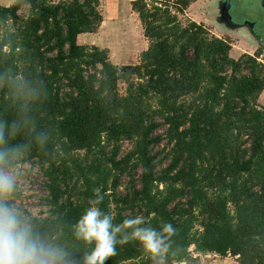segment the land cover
<instances>
[{
	"label": "trees",
	"instance_id": "1",
	"mask_svg": "<svg viewBox=\"0 0 264 264\" xmlns=\"http://www.w3.org/2000/svg\"><path fill=\"white\" fill-rule=\"evenodd\" d=\"M198 1H131L149 44L124 91L108 50L79 42L99 32L102 0L0 4V123H17L8 143L27 145L13 167L32 163L45 180L48 210L23 212L65 264L91 250L73 225L97 189L116 223L172 224L165 264H264L262 48L234 58L229 39L183 23ZM107 264L154 262L128 243Z\"/></svg>",
	"mask_w": 264,
	"mask_h": 264
},
{
	"label": "clouds",
	"instance_id": "2",
	"mask_svg": "<svg viewBox=\"0 0 264 264\" xmlns=\"http://www.w3.org/2000/svg\"><path fill=\"white\" fill-rule=\"evenodd\" d=\"M20 133V126L0 123V264H65L66 251L46 236H41L37 223L11 203L19 187V174L13 162L25 151V144H9V137ZM43 142L44 136L38 137ZM104 195L97 189L88 207L73 225L76 239L91 245L80 264H107L118 245L138 244L154 264H165L166 250L175 234L172 224L162 222L159 230L140 216L114 221L102 210Z\"/></svg>",
	"mask_w": 264,
	"mask_h": 264
},
{
	"label": "rangeland",
	"instance_id": "3",
	"mask_svg": "<svg viewBox=\"0 0 264 264\" xmlns=\"http://www.w3.org/2000/svg\"><path fill=\"white\" fill-rule=\"evenodd\" d=\"M131 0H102V12L104 13V22L96 34L83 35L79 37V42L88 45H97L109 52L113 63L123 66L119 70L121 90L124 91L129 80L134 79L129 66L139 64L140 53L148 48V40L143 34L138 16L129 6ZM151 1V0H149ZM164 0H158L162 3ZM214 0H199L192 4L184 15H180L183 23L194 20L204 24L210 29L212 34L218 37L229 39L232 42V56L238 58L242 53L248 52L255 54L258 49L252 42L251 37L247 38L243 30L249 33L252 38L257 39L259 46L264 44V0H230L229 13L232 21L238 24L239 28L235 30L226 28L221 23L220 12L222 1L218 2V12L213 6ZM15 0H0V4L7 6L14 3ZM30 12L28 6H24L19 14L26 17ZM241 25V26H240ZM250 39V40H249ZM256 43V41H254ZM262 56L264 57V51ZM264 102V100H263ZM165 127L161 128L160 133H164ZM165 145L162 142L161 148H156L155 152L161 150ZM131 144L126 142L124 150L129 149ZM19 174V187L17 191L21 192L19 196H12L11 203L28 212L38 215L48 210L47 205L43 201L45 196V180L39 169L32 163H24L13 167ZM140 170L137 171V177H140ZM126 178H123V183ZM124 186L121 187V190ZM224 264L226 261L235 263L233 259L203 257L201 264Z\"/></svg>",
	"mask_w": 264,
	"mask_h": 264
},
{
	"label": "water",
	"instance_id": "4",
	"mask_svg": "<svg viewBox=\"0 0 264 264\" xmlns=\"http://www.w3.org/2000/svg\"><path fill=\"white\" fill-rule=\"evenodd\" d=\"M219 1H222V7H221V12H220V19H221V23H224L226 25V28H229V29H232V30H235V28H239L238 24L234 23L232 21V18H231V15L229 13V8H230V0H214L213 1V6L214 8H216V13L218 12V2ZM241 26V25H240ZM242 33L247 37V38H250L251 37V40L250 42H252L255 46H257L258 48H262L263 51H264V44L259 46V44L257 43V39L256 38H252L253 36H250L249 33L241 30L239 31V33ZM256 41V43L254 42ZM117 68L119 70H122L123 69V66H119L117 65Z\"/></svg>",
	"mask_w": 264,
	"mask_h": 264
},
{
	"label": "crops",
	"instance_id": "5",
	"mask_svg": "<svg viewBox=\"0 0 264 264\" xmlns=\"http://www.w3.org/2000/svg\"><path fill=\"white\" fill-rule=\"evenodd\" d=\"M132 1V0H131ZM131 1L129 2V6L131 7ZM264 100V93L262 94L261 98H260V101L264 104L263 102ZM216 264H220L219 262L216 261ZM223 264V263H222ZM224 264H236V263H231V262H225Z\"/></svg>",
	"mask_w": 264,
	"mask_h": 264
},
{
	"label": "flooded vegetation",
	"instance_id": "6",
	"mask_svg": "<svg viewBox=\"0 0 264 264\" xmlns=\"http://www.w3.org/2000/svg\"><path fill=\"white\" fill-rule=\"evenodd\" d=\"M220 17H221V15H220Z\"/></svg>",
	"mask_w": 264,
	"mask_h": 264
}]
</instances>
